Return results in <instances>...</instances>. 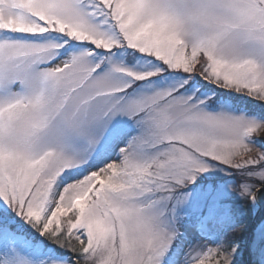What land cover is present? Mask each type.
<instances>
[{"label":"snow or ice","instance_id":"6c2138e0","mask_svg":"<svg viewBox=\"0 0 264 264\" xmlns=\"http://www.w3.org/2000/svg\"><path fill=\"white\" fill-rule=\"evenodd\" d=\"M0 264H264V0H0Z\"/></svg>","mask_w":264,"mask_h":264}]
</instances>
